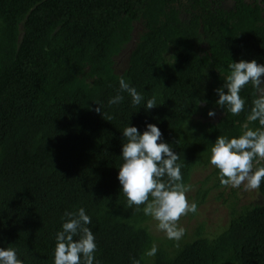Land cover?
<instances>
[{"label":"trees","instance_id":"16d2710c","mask_svg":"<svg viewBox=\"0 0 264 264\" xmlns=\"http://www.w3.org/2000/svg\"><path fill=\"white\" fill-rule=\"evenodd\" d=\"M241 59L264 64V0H0V248L23 264H54L61 217L82 207L99 264H264V180L258 192L225 187L209 162L217 136L259 127L247 119L251 84L239 115L216 104ZM121 77L140 105L120 91ZM117 94L123 101L109 105ZM148 123L184 164L198 209L185 216L216 202L227 217L218 233L204 234L203 220L168 239L145 205L128 206L117 178L122 131Z\"/></svg>","mask_w":264,"mask_h":264},{"label":"clouds","instance_id":"9594fccd","mask_svg":"<svg viewBox=\"0 0 264 264\" xmlns=\"http://www.w3.org/2000/svg\"><path fill=\"white\" fill-rule=\"evenodd\" d=\"M228 67L230 72L223 86L215 90L219 97L216 104L221 108L226 106L233 115H239L245 106L240 92L251 84L255 89V99L247 119L249 122L258 121L259 127L253 129L244 124L243 133L238 138L217 136L210 148L209 162L218 169L221 185L243 186L246 191L258 192L264 180V166L256 167L264 161V64H258L255 59H241L231 62ZM119 89L128 93L135 106L144 99L123 77L119 79ZM123 99L117 94L108 103L119 104ZM156 106L153 97L147 100L145 109ZM95 111L100 112L99 107ZM208 115L214 117L216 113L209 111ZM122 134L125 142L120 157L123 162L117 178L128 206L145 205L144 214L158 222V229L168 239H181L185 230L179 226L180 218L190 212L196 213L198 209L195 202L189 203L187 199L186 193L191 190V185L182 182L181 168L184 164L177 163L180 156L170 144L163 142V134L154 124L148 123L142 133L137 127L127 125ZM61 219L64 222L62 230L56 233L54 264H99L94 255L97 250L95 236L87 227L91 218L85 214V209L65 211ZM156 251L153 246L147 255L154 256ZM0 264H23V261L14 248H0ZM133 264H139V261L134 260Z\"/></svg>","mask_w":264,"mask_h":264},{"label":"rangeland","instance_id":"374dc122","mask_svg":"<svg viewBox=\"0 0 264 264\" xmlns=\"http://www.w3.org/2000/svg\"><path fill=\"white\" fill-rule=\"evenodd\" d=\"M138 30V28H137ZM129 49H127L128 52ZM126 52V53H127ZM125 53V54H126ZM127 55V54H126ZM125 62V56L121 55L118 57L116 60V67L117 68H122L124 66ZM206 168L205 170H207ZM204 174H202L200 171L196 172L193 174V179L192 181L196 182L198 181ZM196 186V185H195ZM195 186L193 187V190L195 189ZM189 192H192L191 190ZM187 199L189 203H191L193 198H189V194L186 193ZM260 195H256V198H258ZM218 204L213 201H206V203H203L199 207V214L197 216H194L192 218H188V216H182L179 221V226L182 227L185 231L188 232L190 235L193 231L196 230V227L198 226L199 221L206 220L207 225L203 229V233L206 235L214 234L215 232L218 233V231L222 228L225 227L227 224V217L225 216V212H220L221 209H216ZM153 225H157L155 220H152ZM153 229L158 232H163L158 229L157 226H153ZM164 233V232H163ZM165 234V233H164Z\"/></svg>","mask_w":264,"mask_h":264},{"label":"flooded vegetation","instance_id":"af4514ba","mask_svg":"<svg viewBox=\"0 0 264 264\" xmlns=\"http://www.w3.org/2000/svg\"><path fill=\"white\" fill-rule=\"evenodd\" d=\"M240 188L244 189L243 186L240 187ZM256 195H259V194H257V193H253V192H252V197H253V199H255V202H257L258 200H261V197L259 196L258 198H256ZM249 197H250V196H249Z\"/></svg>","mask_w":264,"mask_h":264},{"label":"water","instance_id":"95a60500","mask_svg":"<svg viewBox=\"0 0 264 264\" xmlns=\"http://www.w3.org/2000/svg\"><path fill=\"white\" fill-rule=\"evenodd\" d=\"M133 48V46H131V48L128 50V52L130 53L131 49Z\"/></svg>","mask_w":264,"mask_h":264}]
</instances>
